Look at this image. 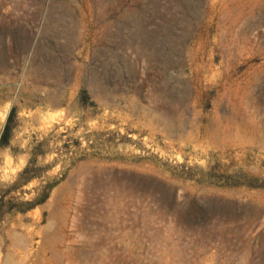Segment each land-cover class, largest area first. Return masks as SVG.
Masks as SVG:
<instances>
[{
  "label": "rangeland",
  "instance_id": "1",
  "mask_svg": "<svg viewBox=\"0 0 264 264\" xmlns=\"http://www.w3.org/2000/svg\"><path fill=\"white\" fill-rule=\"evenodd\" d=\"M13 109L0 264H264V0H0Z\"/></svg>",
  "mask_w": 264,
  "mask_h": 264
},
{
  "label": "crops",
  "instance_id": "2",
  "mask_svg": "<svg viewBox=\"0 0 264 264\" xmlns=\"http://www.w3.org/2000/svg\"><path fill=\"white\" fill-rule=\"evenodd\" d=\"M130 22H134V24L140 25L142 28L145 27L144 21L141 19H126L124 22L121 20L120 22L105 23L102 32V39L104 41V44H106L108 41H112L114 37H122L123 35H125L127 33L126 30L129 27L128 24Z\"/></svg>",
  "mask_w": 264,
  "mask_h": 264
},
{
  "label": "trees",
  "instance_id": "3",
  "mask_svg": "<svg viewBox=\"0 0 264 264\" xmlns=\"http://www.w3.org/2000/svg\"><path fill=\"white\" fill-rule=\"evenodd\" d=\"M14 114V109L12 110L11 114H10V117H9V120H8V123L5 127V130L2 134V137H1V140H0V145L1 146H6L9 144V133H10V128H11V125H10V120L12 118Z\"/></svg>",
  "mask_w": 264,
  "mask_h": 264
},
{
  "label": "bare ground",
  "instance_id": "4",
  "mask_svg": "<svg viewBox=\"0 0 264 264\" xmlns=\"http://www.w3.org/2000/svg\"><path fill=\"white\" fill-rule=\"evenodd\" d=\"M33 94V93H32ZM56 97V96H55ZM50 99V98H49ZM44 102H45V100H44ZM64 103V102H63ZM242 136V135H241ZM242 139V138H241ZM242 141V140H241Z\"/></svg>",
  "mask_w": 264,
  "mask_h": 264
}]
</instances>
